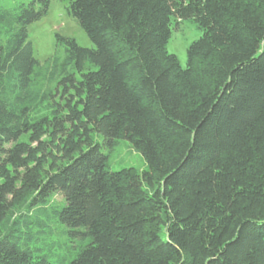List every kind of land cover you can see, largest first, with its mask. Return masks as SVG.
<instances>
[{"label": "trees", "instance_id": "trees-1", "mask_svg": "<svg viewBox=\"0 0 264 264\" xmlns=\"http://www.w3.org/2000/svg\"><path fill=\"white\" fill-rule=\"evenodd\" d=\"M49 4L0 0V264H264V0H68L41 62Z\"/></svg>", "mask_w": 264, "mask_h": 264}, {"label": "rangeland", "instance_id": "rangeland-1", "mask_svg": "<svg viewBox=\"0 0 264 264\" xmlns=\"http://www.w3.org/2000/svg\"><path fill=\"white\" fill-rule=\"evenodd\" d=\"M67 3L68 0H50L47 14L28 26V39L32 43L34 56L41 62L56 50V33L73 37L81 46L93 47L86 32L67 14ZM200 34L201 31L189 20L173 22L167 50L176 55L182 67L186 65V48ZM95 138L100 140L99 136ZM124 167L143 170L147 168V164L129 140L120 139L107 159V169L118 170ZM56 198L61 199L59 195Z\"/></svg>", "mask_w": 264, "mask_h": 264}]
</instances>
